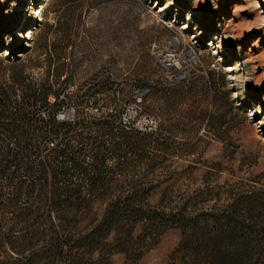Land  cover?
<instances>
[{
  "label": "rangeland",
  "instance_id": "obj_1",
  "mask_svg": "<svg viewBox=\"0 0 264 264\" xmlns=\"http://www.w3.org/2000/svg\"><path fill=\"white\" fill-rule=\"evenodd\" d=\"M170 53L180 68L162 66ZM37 90H55V180L40 167L36 184L23 185L27 200L0 183V261L63 264L58 238L85 233L119 193L147 194L163 210L238 198L264 226V0H0V93ZM68 195L74 205L55 212ZM130 228L123 221L102 245L69 240L60 257L193 255L179 228L129 242Z\"/></svg>",
  "mask_w": 264,
  "mask_h": 264
},
{
  "label": "trees",
  "instance_id": "obj_2",
  "mask_svg": "<svg viewBox=\"0 0 264 264\" xmlns=\"http://www.w3.org/2000/svg\"><path fill=\"white\" fill-rule=\"evenodd\" d=\"M107 124V122L97 121L95 126L104 128ZM61 126L68 127V124L62 123ZM126 146L130 149L129 142H126ZM55 186V189L60 192H57L58 194H67L66 191L60 190V186ZM59 196L53 203L55 212L74 205L70 195L66 198ZM145 198H147V194L143 195L137 192L119 193L113 196L106 203L100 219L85 233L77 238L71 237L72 239L69 240L77 244L75 246L78 248L90 244H106L109 234L116 230L120 223L128 221L131 224L127 236L129 242H143L148 238L156 239L169 228L181 230L180 247L193 255L189 259L182 260L181 263L170 264H264V226H261V223L255 219L247 217L238 198L217 210L205 209L201 211H191L187 205L163 210L145 202ZM136 224H141V231L137 235H133ZM36 234V232L34 234L29 232L22 237L33 240L37 239ZM66 236L58 238L56 244H58L59 251L55 260L63 264H80V259L75 255L67 259L60 257V252L66 250L65 248L67 251L72 249ZM2 237L6 242L12 238V233H2ZM49 248H55V243ZM141 254L142 252L138 253L135 259H138ZM87 261L88 264H112L107 256L88 257ZM0 264H7V262L0 261Z\"/></svg>",
  "mask_w": 264,
  "mask_h": 264
},
{
  "label": "built area",
  "instance_id": "obj_3",
  "mask_svg": "<svg viewBox=\"0 0 264 264\" xmlns=\"http://www.w3.org/2000/svg\"><path fill=\"white\" fill-rule=\"evenodd\" d=\"M170 56L172 61L162 66L180 68L181 60L174 59L172 53ZM167 77L176 81L182 75ZM136 92L140 93L138 89ZM65 114L66 120H73ZM18 132L25 135L24 139ZM0 161L3 164L0 183H5L12 196L18 192L20 197L27 195L25 200L28 199L31 192L25 191L23 185L36 184L35 174L40 172V167L55 180V90L22 92L10 97L0 93Z\"/></svg>",
  "mask_w": 264,
  "mask_h": 264
}]
</instances>
